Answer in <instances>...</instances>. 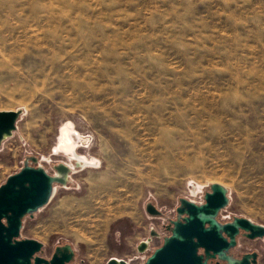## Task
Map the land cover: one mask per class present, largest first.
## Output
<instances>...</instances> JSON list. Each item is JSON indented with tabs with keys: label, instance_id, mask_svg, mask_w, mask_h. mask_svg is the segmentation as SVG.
I'll use <instances>...</instances> for the list:
<instances>
[{
	"label": "rangeland",
	"instance_id": "1",
	"mask_svg": "<svg viewBox=\"0 0 264 264\" xmlns=\"http://www.w3.org/2000/svg\"><path fill=\"white\" fill-rule=\"evenodd\" d=\"M18 109L0 185L31 156L71 168L24 219L46 258L70 243L71 264H144L180 198L216 182L219 220L264 225V0H0V111ZM252 250L264 264V237L232 252Z\"/></svg>",
	"mask_w": 264,
	"mask_h": 264
},
{
	"label": "water",
	"instance_id": "2",
	"mask_svg": "<svg viewBox=\"0 0 264 264\" xmlns=\"http://www.w3.org/2000/svg\"><path fill=\"white\" fill-rule=\"evenodd\" d=\"M22 113L21 109L0 111V147L18 128ZM33 162H37V157H28L22 168L0 185V264H71L75 249L70 243L58 245L51 259H47L42 256V241L21 237L25 217L34 216L49 204L55 185H66L71 172L67 164L61 163L56 166L57 173L50 174ZM229 203L228 188L218 182L211 184L202 203L180 198L177 217L167 226L170 234L163 237L162 245L144 264H212V258L226 264H256L258 252L237 257L232 249L242 234L250 239L264 237V225L243 216H235L226 222L219 220L220 212ZM147 210L151 214L162 213L151 202L147 204ZM149 240L139 244L140 252L146 251ZM107 264H128V261L111 257Z\"/></svg>",
	"mask_w": 264,
	"mask_h": 264
},
{
	"label": "bare ground",
	"instance_id": "3",
	"mask_svg": "<svg viewBox=\"0 0 264 264\" xmlns=\"http://www.w3.org/2000/svg\"><path fill=\"white\" fill-rule=\"evenodd\" d=\"M64 129V128H63ZM7 139V138H6ZM67 139H69L68 138V136H67ZM73 139V138H72ZM61 149L63 150V151H65V152H70V153H73L74 152V149H75V144H74V142L73 141H69V140H67L66 142H64L62 145H61ZM77 157V156H76ZM77 160H78V163L79 164H84V163H88V161L87 160H83V158L82 157H77ZM150 241V240H149Z\"/></svg>",
	"mask_w": 264,
	"mask_h": 264
},
{
	"label": "flooded vegetation",
	"instance_id": "4",
	"mask_svg": "<svg viewBox=\"0 0 264 264\" xmlns=\"http://www.w3.org/2000/svg\"><path fill=\"white\" fill-rule=\"evenodd\" d=\"M177 217V216H176ZM240 236H245V235H240ZM245 237H247V236H245ZM248 238V237H247ZM238 245V244H237ZM249 252H254V250H252V251H249ZM54 253V252H53ZM53 253L47 258V259H51V257H52V255H53ZM245 253H248V252H245ZM244 253V254H245ZM244 254H242L241 256H237V257H242ZM259 256V255H258ZM46 258V257H45ZM211 262H212V264H226V262H224V261H220L218 258H212L211 259Z\"/></svg>",
	"mask_w": 264,
	"mask_h": 264
}]
</instances>
